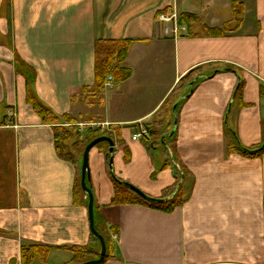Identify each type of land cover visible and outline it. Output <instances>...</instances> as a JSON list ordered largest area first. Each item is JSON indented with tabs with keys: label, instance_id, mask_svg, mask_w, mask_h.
I'll list each match as a JSON object with an SVG mask.
<instances>
[{
	"label": "crops",
	"instance_id": "1",
	"mask_svg": "<svg viewBox=\"0 0 264 264\" xmlns=\"http://www.w3.org/2000/svg\"><path fill=\"white\" fill-rule=\"evenodd\" d=\"M239 1L238 27L231 0H0V264H22L31 246L48 249L47 264H83L101 250L83 156H59L55 126L27 102L20 61L38 100L74 122L65 127L115 143L113 155L103 144L89 156L102 264H264V153L243 156L233 135L243 149L264 147V0ZM182 15L197 20L180 25ZM229 23L223 37L204 31ZM126 41L130 78L96 92L97 45ZM142 129L173 134L176 155L134 141ZM109 156L117 180L154 199L176 184L174 156L185 203L172 213L115 203L130 194Z\"/></svg>",
	"mask_w": 264,
	"mask_h": 264
},
{
	"label": "trees",
	"instance_id": "2",
	"mask_svg": "<svg viewBox=\"0 0 264 264\" xmlns=\"http://www.w3.org/2000/svg\"><path fill=\"white\" fill-rule=\"evenodd\" d=\"M232 2V11L234 16V22L239 27L242 23L243 15H244V8L243 5L239 0H231ZM197 18L192 15H182L179 19L180 25H186L191 22H195ZM205 33L209 37H223L226 36V34L232 32L231 24H226L222 29H210L208 27L204 28ZM131 45V42H106V43H99L96 47V92H102L105 89L107 79L109 77H114L117 81H124L131 76V72L129 70H125L121 67V64L126 60L129 47ZM105 47H108L109 49L105 52ZM111 47V48H110ZM21 68L26 71V73H29L28 77V87H27V102L29 105L32 106L34 111L37 113V115L41 118L43 123L54 125L55 126V134L57 139V150L58 154L61 158L66 160H72L73 156L70 153L66 152L65 145L67 144L68 140L74 136V134H78L79 132L75 127L67 128L65 127L66 124H72L74 123L69 117H63L59 118L56 116L49 108L44 106L36 97L32 84L34 80V72L25 64H23L21 61L19 62ZM232 69V68H229ZM194 73L189 75L187 78L191 77L190 81L193 79ZM197 78V77H196ZM183 80V81H186ZM195 79V78H194ZM194 79L192 81H194ZM244 83L241 80L240 87L238 89V95L240 96L242 94ZM192 89V87H190ZM92 133V132H91ZM94 136L89 141V144L94 141L97 138L100 137H110L111 135H108L106 133H99V132H93ZM149 138L146 140V145L148 146L149 150L151 152L159 149L162 147L164 150L167 149V147L171 148V151L173 155H176L175 145H172L171 138L173 134H170L169 136L161 137L160 135L156 134V131H148ZM166 139H168L166 141ZM237 142V140H236ZM238 143V142H237ZM107 144L102 143L100 145ZM99 145V146H100ZM236 150L240 152L243 156L247 158H256L261 156L264 153V147L263 148H255V149H243L239 144L236 147ZM172 156V159H170L168 166L173 167L176 172V184L173 188H170L165 191L163 198L161 199H155L159 201H147L141 198L139 195H137L132 190L125 187V191L128 192L130 195H124L119 196L117 200H115V203H118L119 201H125L127 203L131 204H142L149 207H152L154 209L166 212V213H172L177 208L181 207L185 203V197L181 191L180 183L182 179L187 176L186 171L183 168V166L180 164V162ZM111 157L109 156V161H111ZM173 160V161H172ZM115 184L117 188H122L123 185L120 184L112 175ZM120 190V189H119ZM154 199V198H153ZM97 243L99 241L97 239H94ZM80 252H88L86 249L78 250L76 253V257L79 256ZM47 256H48V249L44 247L39 246H31V247H24L22 249V264H32L34 261L39 260L42 261L44 264H47Z\"/></svg>",
	"mask_w": 264,
	"mask_h": 264
},
{
	"label": "water",
	"instance_id": "3",
	"mask_svg": "<svg viewBox=\"0 0 264 264\" xmlns=\"http://www.w3.org/2000/svg\"><path fill=\"white\" fill-rule=\"evenodd\" d=\"M175 124H177V116L175 118ZM234 135V138L237 140L238 144L240 145L237 137ZM102 143H107L109 146V153L111 155H113L114 153V146L115 143L113 141L112 138L110 137H100L95 139L94 141H92L90 144L87 145V147L84 150L83 153V162H82V168H81V188L85 194V197L89 199V205H88V212H89V219H90V226H91V232L94 236L95 239H97L100 244H101V254H100V258L98 260H94V261H90V262H86L83 264H102L107 256V245L105 242L104 237L97 231V229L95 228V219H94V195L93 192L91 190V188L89 187V184L91 182V174H90V167H89V156H90V152L93 148L97 147L98 145L102 144ZM241 146V145H240ZM111 170H112V175L114 176V178L116 179L114 173H113V159H111ZM117 180V179H116ZM120 184H122L124 187L132 190L133 192H135L137 195H139L141 198H143L144 200L147 201H159V200H155L153 198H150L149 196L145 195L143 192H141L140 190H138L137 188L133 187L132 185L128 184V183H123L120 182L119 180H117Z\"/></svg>",
	"mask_w": 264,
	"mask_h": 264
},
{
	"label": "rangeland",
	"instance_id": "4",
	"mask_svg": "<svg viewBox=\"0 0 264 264\" xmlns=\"http://www.w3.org/2000/svg\"><path fill=\"white\" fill-rule=\"evenodd\" d=\"M111 48V47H110ZM108 47H105V52L106 50H108ZM94 134L93 133H88L87 131L83 132V133H78V134H74V136L72 138H70L67 142V144L65 145L66 147V152L72 154L77 155L78 157H82L85 148L87 147V145L89 144V141L91 140V138H93ZM168 139H166L167 141ZM101 251V250H100ZM99 251V253H100ZM98 253V256L100 255ZM85 260L87 258L83 257ZM83 263H86L83 262Z\"/></svg>",
	"mask_w": 264,
	"mask_h": 264
},
{
	"label": "built area",
	"instance_id": "5",
	"mask_svg": "<svg viewBox=\"0 0 264 264\" xmlns=\"http://www.w3.org/2000/svg\"><path fill=\"white\" fill-rule=\"evenodd\" d=\"M161 21L167 22L170 21L169 18L165 17V16H161L160 17ZM177 32V31H176ZM112 78H110L111 80ZM149 134H148V130L147 129H142L140 132H137L134 136H133V140L134 141H140L143 138H148Z\"/></svg>",
	"mask_w": 264,
	"mask_h": 264
}]
</instances>
